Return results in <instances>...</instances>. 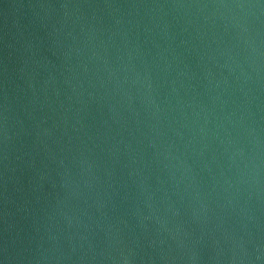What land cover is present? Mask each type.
I'll return each instance as SVG.
<instances>
[{"label": "water", "instance_id": "obj_1", "mask_svg": "<svg viewBox=\"0 0 264 264\" xmlns=\"http://www.w3.org/2000/svg\"><path fill=\"white\" fill-rule=\"evenodd\" d=\"M0 261L264 264V0H0Z\"/></svg>", "mask_w": 264, "mask_h": 264}, {"label": "clouds", "instance_id": "obj_2", "mask_svg": "<svg viewBox=\"0 0 264 264\" xmlns=\"http://www.w3.org/2000/svg\"><path fill=\"white\" fill-rule=\"evenodd\" d=\"M0 264H4V261H0Z\"/></svg>", "mask_w": 264, "mask_h": 264}]
</instances>
